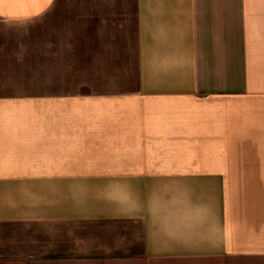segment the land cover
Returning a JSON list of instances; mask_svg holds the SVG:
<instances>
[{"label":"crops","instance_id":"obj_1","mask_svg":"<svg viewBox=\"0 0 264 264\" xmlns=\"http://www.w3.org/2000/svg\"><path fill=\"white\" fill-rule=\"evenodd\" d=\"M0 264H264V0H0Z\"/></svg>","mask_w":264,"mask_h":264},{"label":"rangeland","instance_id":"obj_2","mask_svg":"<svg viewBox=\"0 0 264 264\" xmlns=\"http://www.w3.org/2000/svg\"><path fill=\"white\" fill-rule=\"evenodd\" d=\"M114 103H123V102H121V101H114ZM91 103H89V102H87V101H85V100H77V101H67V107L68 106H81V107H83L84 105H90Z\"/></svg>","mask_w":264,"mask_h":264}]
</instances>
